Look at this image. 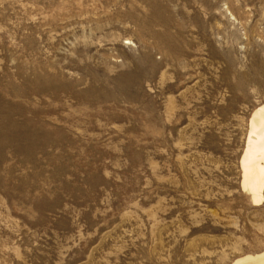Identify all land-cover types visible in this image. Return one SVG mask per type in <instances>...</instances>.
Segmentation results:
<instances>
[{
    "label": "rangeland",
    "instance_id": "1",
    "mask_svg": "<svg viewBox=\"0 0 264 264\" xmlns=\"http://www.w3.org/2000/svg\"><path fill=\"white\" fill-rule=\"evenodd\" d=\"M264 0H0V264H230Z\"/></svg>",
    "mask_w": 264,
    "mask_h": 264
},
{
    "label": "bare ground",
    "instance_id": "2",
    "mask_svg": "<svg viewBox=\"0 0 264 264\" xmlns=\"http://www.w3.org/2000/svg\"><path fill=\"white\" fill-rule=\"evenodd\" d=\"M246 127L240 182L252 203L260 205L264 202V103L252 110ZM230 264H264V251L239 256Z\"/></svg>",
    "mask_w": 264,
    "mask_h": 264
}]
</instances>
